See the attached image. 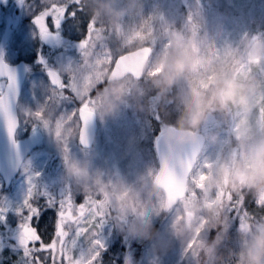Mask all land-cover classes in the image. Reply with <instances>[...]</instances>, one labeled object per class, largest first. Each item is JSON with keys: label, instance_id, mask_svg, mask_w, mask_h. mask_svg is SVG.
Returning a JSON list of instances; mask_svg holds the SVG:
<instances>
[{"label": "rangeland", "instance_id": "rangeland-1", "mask_svg": "<svg viewBox=\"0 0 264 264\" xmlns=\"http://www.w3.org/2000/svg\"><path fill=\"white\" fill-rule=\"evenodd\" d=\"M38 2L39 0H0V48L7 61L23 60L30 69L18 102L20 106L18 135L26 134L34 125L41 127L45 133L42 145L24 161L8 190L3 189L0 177V207L8 209L6 218L0 221V264H24L22 249L15 241L19 237L18 225L21 223L20 216L16 215V209L22 208L29 186L28 180L31 179L36 189L37 183L44 181L42 173L47 167L48 156L52 158L62 155L66 168L76 162L88 163L89 172L93 177L91 185H94L98 178L104 184L132 187L139 177L158 170L154 141L164 127L175 123L178 115V105L174 106V101L173 108L171 103L159 104L160 108L155 112L158 105L151 104L155 93L148 90L144 97L136 100L130 98L120 105L110 118L101 120L97 116V133L92 149L81 150L76 144L78 122H73V130L65 129L63 141H66V144L62 140H57L54 135L55 121L78 107V102L71 100L50 102L54 90L45 75V69L53 67L66 79L67 70L80 65L82 58L77 45L84 38L85 20L88 16H85L84 20L78 16L70 22V27L64 23L61 25L66 43L63 41L57 43L55 40L41 41L32 24V17L37 11L34 4ZM82 4L89 6L88 11L91 14L97 0ZM126 4L127 0H112V5L116 8H124ZM138 7V12L126 14L121 18L122 27L127 30L136 25H143L149 17L154 18L150 22L156 36L153 60L161 54L167 42L166 31L177 32L190 38L193 25L196 28L197 43L221 56L229 47L242 49L245 42L253 36L264 39V0H138ZM102 20L106 19L101 17L98 23ZM144 35L146 36V33ZM101 43L102 41H97L98 46ZM107 43L113 50L123 46L126 52L130 48L136 49L133 45L138 47L140 42L133 38L132 45H123L120 37L113 33ZM50 44L53 47H50ZM145 46H148L147 40ZM37 57L44 61V65L38 62ZM259 73V66H249L250 77L258 79ZM138 84L148 89L146 80L142 79ZM103 87L99 88L96 108L102 99L100 90ZM41 110L48 120L47 128L33 116L35 112ZM152 118L155 119L154 123ZM201 131L203 133L215 131L220 138L217 146L204 145L203 155L208 158H214L219 146L225 140H230L229 124H220L216 118H210ZM232 141L234 142V137ZM65 146L67 153L64 151ZM53 164V169H56L59 161L56 160ZM71 184L78 191L85 193L74 182ZM155 203L156 200L153 199L151 204ZM245 208L255 218H264V209L257 207L251 196L247 197ZM135 219L136 217L129 216L128 222H134ZM144 219L163 240L162 250H158V245L154 241L128 236L126 231L108 220L99 232V239L105 245L99 264H125L124 252L128 248V242L133 240L142 245L139 259L134 264H185L188 255L184 253V244L167 235V230L174 219L173 212L171 210L157 212L150 206ZM211 233L212 231L205 230L202 238L208 240ZM240 235L239 221L236 219L229 222L226 231L214 234L212 239L219 237L221 240L218 255L222 258V264H233L234 254L240 247ZM85 250L86 242L78 240L75 253L79 255ZM130 263L131 261L128 264Z\"/></svg>", "mask_w": 264, "mask_h": 264}, {"label": "snow or ice", "instance_id": "snow-or-ice-1", "mask_svg": "<svg viewBox=\"0 0 264 264\" xmlns=\"http://www.w3.org/2000/svg\"><path fill=\"white\" fill-rule=\"evenodd\" d=\"M34 7L37 11L32 17V24L41 41L57 39L62 23L70 27V22L78 16L82 20L88 16L85 20L84 38L77 45L82 58L80 65L74 69H68L66 79L58 71L47 70L49 83L54 90L50 102L67 100L78 102V107L55 121V137L63 141L65 129L73 130V122H78L79 142L87 146V128L95 116L97 94L99 88L107 83V79L118 77L124 72L125 65L141 59L149 64L145 78L156 74L151 70L156 36L150 22L154 18L149 17L143 25H136L125 30L121 23L123 15L115 22L102 20L97 24L90 18L89 6L83 5L81 0H39ZM113 33L120 37L123 45H132L133 38L140 43L138 47L133 45L136 50L130 48L126 53L123 46L113 50L107 43ZM166 35L167 42L159 56L166 57L173 49H178L187 42V37L184 36L181 40L177 32L166 31ZM191 37L193 41L186 52L192 56L199 69H203L208 64H219L236 76L250 77L246 50L229 47L223 56L213 53L197 43L195 25L191 28ZM258 39L261 38L254 36L252 42L255 43ZM146 40L148 46H145ZM97 41H102V43L98 46ZM37 59L44 65L41 58L37 57ZM256 63L260 68V78H255L257 92L251 104L244 109L226 114L223 121L219 122L229 124L230 140H225L219 146L214 158L203 155L204 143L183 149L184 167H176L173 154L163 147L162 151L158 148L160 167L155 172L150 171L148 177L158 184L161 189L160 195L156 198L154 205L151 201H142L137 195L132 207L134 217L144 218L150 206L157 212L163 208L170 209L174 214V219L180 218L175 213L183 206L186 215L191 217V213L187 211L189 202L197 199L201 194L196 186L197 178H202L210 172L225 144L232 141L233 137L234 140L241 138L250 140L253 134L264 135V64H259L258 61ZM128 75L135 78L133 73H128ZM199 75V71L194 73V78ZM16 94V75L3 63L2 53H0V123L5 127L10 141H13L14 132L18 127L17 117L12 110ZM33 116L41 121L45 128L49 126L43 110L35 112ZM162 134L163 129L158 139L160 146ZM63 142L66 144V141ZM64 151L65 153L68 151L66 146ZM189 184L193 185V192L182 191ZM28 185L22 208L16 209V215L22 218L18 225V243L22 249L24 264H99V258L105 248L104 243L99 239V232L110 220L111 202L113 199L127 196L130 189L120 184H104L101 180H97L94 185H90L84 191V203L75 207L71 190L67 185L59 198L47 192H37L31 179L28 180ZM98 196L103 198L99 199ZM249 196L252 197L257 207L264 209V192L253 193L241 188L238 192L222 191L216 194L218 201L223 205L225 225L228 227L232 219L238 220L239 231L243 235H246L250 228L259 224L262 219L255 218L245 208V201ZM38 200H43L45 207L56 209V223L48 241L43 240L38 225L35 223L36 221L43 222V217L40 215L42 208ZM7 211V208L0 207V221L6 218ZM204 231L201 229L197 236H201ZM78 240L86 242V250L79 255L74 251ZM196 244L197 240H189L184 244V253L190 255L194 261Z\"/></svg>", "mask_w": 264, "mask_h": 264}, {"label": "clouds", "instance_id": "clouds-1", "mask_svg": "<svg viewBox=\"0 0 264 264\" xmlns=\"http://www.w3.org/2000/svg\"><path fill=\"white\" fill-rule=\"evenodd\" d=\"M138 11V0H127L124 8L114 7L112 0H97L90 18L97 24L101 17L115 22L122 15ZM178 36L184 39V35L178 33ZM192 41V37H187V42L180 48L173 49L166 57L154 59L151 70L156 74L152 77L145 78L149 64L141 59L128 64L132 70H125L116 78H108L100 90L102 99L95 112L101 120L110 118L120 105L130 98L136 100L144 97L148 90L155 93L151 99L153 106L175 101L178 104L175 123L163 128L160 139L161 146L173 154L176 167H184L183 149L200 143L210 146L220 143L215 131H201L210 118H216L218 123L223 121L226 114L250 105L257 92L254 77L236 76L219 64H208L199 69L192 56L186 52ZM241 50H246L249 66H258L257 61L264 64V39L253 43L251 38ZM198 71L200 75L194 78V73ZM128 73H133L135 78L129 77ZM142 79L148 82V89L139 86L138 81ZM174 88L176 94L170 97ZM66 177L84 191L93 180L89 164L80 162L66 169ZM196 186L201 194L189 202L187 211L191 217L186 215L181 206L175 213L180 218L172 220L167 235L182 244L197 240L195 264H222V258L218 255L221 240L214 238L209 241L203 239L202 235L198 237L197 233L201 229L219 230L221 233L227 230L223 205L218 201L217 193L238 192L241 188L253 193L264 192V135L253 134L250 140L241 138L234 142L228 141L210 172L197 178ZM127 188L130 189L127 196L112 200L110 220L126 231L128 236L154 241L158 250H162L163 240L146 219L136 217L134 222H128L129 216H133L132 207L136 196L145 201L156 200L161 192L160 187L146 175L139 177L134 186ZM193 190L192 184L182 189L188 193ZM160 211L168 212L170 209L163 208ZM233 264H264V218L251 227L246 235H240V247L234 254Z\"/></svg>", "mask_w": 264, "mask_h": 264}, {"label": "water", "instance_id": "water-1", "mask_svg": "<svg viewBox=\"0 0 264 264\" xmlns=\"http://www.w3.org/2000/svg\"><path fill=\"white\" fill-rule=\"evenodd\" d=\"M2 60L3 63L6 64L8 68L11 69L16 75L17 94L12 103V110L18 120L17 103L21 94L22 86L24 84V81L28 73V67L23 61L15 64H9L3 59V56H2ZM125 70H132V66L125 65L124 71ZM109 78H113V77H109ZM17 129L18 127L14 132V137H13L14 144H13V141H10L8 138L5 127L3 126L2 123H0V176L3 180L4 189L9 188L12 180L18 174V171L25 158L43 140V134L40 131H35L30 135L16 141L15 134ZM95 133H96V117L94 116L87 128V137H88L87 146H84L79 142L80 146L84 149L90 148L93 144ZM159 137L160 135L158 136V138L155 140L154 143V150L158 160V169L160 167V151H162V146L158 145ZM158 148L160 149V151H158Z\"/></svg>", "mask_w": 264, "mask_h": 264}, {"label": "flooded vegetation", "instance_id": "flooded-vegetation-1", "mask_svg": "<svg viewBox=\"0 0 264 264\" xmlns=\"http://www.w3.org/2000/svg\"><path fill=\"white\" fill-rule=\"evenodd\" d=\"M63 25V23H62ZM65 32L63 31V29L59 30V33L57 34V39H55V42H65L66 43V38L64 37ZM69 45V44H67ZM50 47H53L52 44H50ZM49 69H54L57 71V69L53 68V67H48L45 69V72ZM59 72V71H58ZM19 105H18V111H19ZM19 116V122H20V115L18 113ZM36 130H40L44 137H45V133L43 131V129L41 127H38L36 125L32 126L31 130L29 132H27L26 134L23 135H16V138H21L26 136L27 134L36 131ZM79 127H78V131H77V139H76V144L80 147L79 145ZM95 144V142H94ZM42 144H40L36 149L40 148ZM94 146V145H93ZM92 146V148H93ZM91 148V149H92ZM35 149V150H36ZM81 150H85L82 149L80 147ZM90 150V149H89ZM87 151V150H85ZM62 157V158H61ZM61 157H59V155L54 156V157H50L48 156L47 158V167L45 169V171L42 173L44 174V181L43 182H38L37 183V192H47L49 193L51 196L59 198L65 188V185H67L72 193V201L75 207H78L80 204L84 203V198H85V193H83L82 191H78L76 188H74L75 186H73L70 182V180L66 177V163L65 160L63 158V156L61 155ZM58 160L59 164L57 165L56 169L54 168V162ZM50 162L52 163V165H50ZM99 198V197H98ZM39 203V205L42 208V211L40 213V215L43 217V222L41 223L40 221H36L35 223L38 225V229H39V233L42 236L44 241H48L51 237V234L54 230V226L56 223V209L54 208H48L44 206V202L43 200H38L37 201ZM87 211V209H86ZM48 222L50 223V227L48 228V231L45 229L46 225L48 224ZM16 242H18V238H16L15 240ZM83 241V240H80Z\"/></svg>", "mask_w": 264, "mask_h": 264}, {"label": "trees", "instance_id": "trees-1", "mask_svg": "<svg viewBox=\"0 0 264 264\" xmlns=\"http://www.w3.org/2000/svg\"><path fill=\"white\" fill-rule=\"evenodd\" d=\"M87 1H90V0H81V3H85L86 4ZM176 91L177 90L174 88L172 90V92H171V95L170 94L169 95L171 97H174L175 96L174 92H176ZM176 105H178V104L174 101V106H176ZM171 107L173 108L172 103H171ZM158 108H160L159 105H158L157 109L155 110V112L158 111ZM152 121L154 123L155 119L152 118ZM218 231L219 230L212 231V233L208 237V240L211 241L213 236H214V234L216 232H218ZM141 247H142L141 243L134 242V240L132 242H130V243L128 242V248L124 252V254H125L124 258H125V262H126L125 264H128L130 261H131L130 264H134V262H137V259H139L138 257L140 256L139 250L141 249ZM185 264H195V261L193 260V258L190 255H188Z\"/></svg>", "mask_w": 264, "mask_h": 264}]
</instances>
